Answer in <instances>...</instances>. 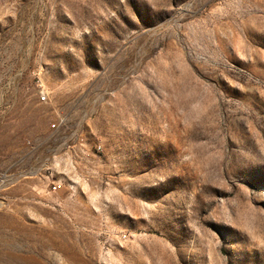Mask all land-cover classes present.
I'll return each instance as SVG.
<instances>
[{
    "label": "rangeland",
    "instance_id": "rangeland-1",
    "mask_svg": "<svg viewBox=\"0 0 264 264\" xmlns=\"http://www.w3.org/2000/svg\"><path fill=\"white\" fill-rule=\"evenodd\" d=\"M0 264H264V0H0Z\"/></svg>",
    "mask_w": 264,
    "mask_h": 264
},
{
    "label": "built area",
    "instance_id": "built-area-1",
    "mask_svg": "<svg viewBox=\"0 0 264 264\" xmlns=\"http://www.w3.org/2000/svg\"><path fill=\"white\" fill-rule=\"evenodd\" d=\"M40 99H41V100H45V95L41 93V95H40Z\"/></svg>",
    "mask_w": 264,
    "mask_h": 264
}]
</instances>
